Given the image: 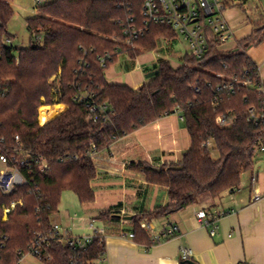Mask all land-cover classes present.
I'll return each mask as SVG.
<instances>
[{"label":"trees","instance_id":"1","mask_svg":"<svg viewBox=\"0 0 264 264\" xmlns=\"http://www.w3.org/2000/svg\"><path fill=\"white\" fill-rule=\"evenodd\" d=\"M143 2L45 0L37 4V14L27 18L29 44L15 47L6 42L13 37L9 23L15 9L12 0H0V136L13 144L19 135L25 146L49 162L48 170L33 175L29 183L10 194L0 192V232L7 236L0 264H17L18 250L28 252L38 234L51 231L64 191H72L81 203L95 199L93 154L167 114L180 113L191 146L180 161L160 170L147 161L130 163L149 183L166 187L170 198L154 212L133 217L137 242L150 244L149 233L141 226L148 217L181 210L205 193L220 196L237 188L242 174L253 169L264 140V118L256 123L246 112L250 106L264 112V92L259 91L264 79L248 50L264 42L262 4L238 3L252 30L237 39L235 48L224 50L220 36L209 30V47L202 57L186 54L178 67L162 61L151 80L135 89L110 82L107 69L122 52L136 58L156 49L162 36H176L166 27L152 25L144 36L128 43L130 27L143 23ZM82 96L87 98L82 101ZM56 99L65 105L64 111L41 124L39 107ZM89 102L106 103L109 116L95 120ZM220 115L230 124L220 126ZM180 165L182 169L174 168ZM12 200L22 204L3 221V204ZM112 216L103 211L98 218L105 223ZM44 251L41 261L46 264H101L104 232L86 248H74L55 237Z\"/></svg>","mask_w":264,"mask_h":264},{"label":"crops","instance_id":"2","mask_svg":"<svg viewBox=\"0 0 264 264\" xmlns=\"http://www.w3.org/2000/svg\"><path fill=\"white\" fill-rule=\"evenodd\" d=\"M16 3L15 6L12 3L14 9L25 14L27 24V18L37 14L36 0H16ZM227 17L232 25L242 22V19ZM243 37L245 35L240 38ZM176 46L178 42L172 47L161 44L163 57L152 64H136L133 60L139 56L132 58L125 64L127 70L122 71L126 77L110 70L116 61L107 69V78L110 82L125 83L137 89L154 76L162 61L170 62L174 55L185 58L187 48L176 50ZM255 61L264 77V61ZM154 66L155 69H149ZM138 69L142 73L132 75ZM61 104L63 112L65 105ZM190 146L191 138L179 112L167 114L120 137L97 154V173L92 180L95 199L81 203L76 194L65 196L52 222L59 224L62 232L68 231L74 236L90 235L104 223L98 218L99 214L111 211L112 218L103 224L106 227V253L101 264H189L181 258L180 248L184 245L192 249V261L198 264H264V197L259 201L252 199L254 173L258 174V186L264 192V171L259 170L257 164L251 170L250 183L240 182L237 188L226 190L217 197L202 194L192 205L143 221L151 223L156 231L176 223L179 226L176 236L158 244L139 243L130 237L134 232V216L152 213L170 202L166 187L149 183L145 173L130 168V163L147 161L155 167L176 163ZM260 158L259 161L264 162V157ZM200 210L223 214L216 235L212 236L209 228L197 219L196 213Z\"/></svg>","mask_w":264,"mask_h":264},{"label":"built area","instance_id":"3","mask_svg":"<svg viewBox=\"0 0 264 264\" xmlns=\"http://www.w3.org/2000/svg\"><path fill=\"white\" fill-rule=\"evenodd\" d=\"M241 0H144L142 7L143 23L141 26L132 25L128 32L131 37L128 43L133 44V38H138L146 34L147 29L152 26H163L174 32L176 36H162L160 40L166 42L181 39L185 42L187 53L191 56L202 57L208 50L209 38L208 31L212 30L220 36L222 43H225L234 36L233 27L227 17V11L231 7H237ZM259 1V0H256ZM45 0H36V4H43ZM11 39H7L9 44ZM163 48L165 46L163 45ZM261 78L264 79L261 67L258 64ZM247 72V71H246ZM55 78V77H54ZM53 78V79H54ZM251 83V81H249ZM264 92V89L260 90ZM87 96H82L84 101ZM90 110L94 113V119L108 117L109 107L106 103L95 104L88 103ZM248 120L258 123L264 118V112H258L255 106H250L246 112ZM39 122L40 120L39 110ZM217 122L220 126L230 124L226 117L218 116ZM234 123V122H233ZM97 154L93 158L97 159ZM258 154L264 157V140L258 148ZM49 168V162L46 156L36 152L23 144L19 135H16L13 144H7L5 138L0 136V192L3 194L12 193L18 186L29 183L33 180L36 173H44ZM252 199L259 201L264 197L258 186L259 176L254 173L252 176ZM22 204V200H12L10 204H3V221L8 220L9 214L17 204ZM223 214L217 211L200 210L196 213L199 222L209 228L212 236L216 235L219 229V220ZM53 223V222H52ZM141 226L149 233L150 242L158 244L177 235L179 226L176 223H170L161 230H154L149 222H142ZM104 232V225L94 229V233L84 236H74L68 231L62 232L60 225L53 223L52 229L48 233H40L29 245L28 252L18 250L21 258L17 264H24L23 260L27 256H34L41 260L45 255V249L50 240L55 237L61 238L67 245L74 248H86L92 241L93 237ZM135 233L131 232L130 237L134 238ZM6 234L0 232V248L5 245ZM181 258L183 261H190L193 257V251L189 246L180 248ZM50 258V257H48ZM74 264V263H72ZM238 264H247L245 262Z\"/></svg>","mask_w":264,"mask_h":264},{"label":"rangeland","instance_id":"4","mask_svg":"<svg viewBox=\"0 0 264 264\" xmlns=\"http://www.w3.org/2000/svg\"><path fill=\"white\" fill-rule=\"evenodd\" d=\"M259 1L264 8V0H259ZM12 3L14 6L17 4L16 0H12ZM227 15L232 20L242 19V22L240 24H238V23L236 25L231 24V27H233V30H234V36L231 39H229L228 41H226L225 43H223L222 47L224 48V50H231V49L236 47L237 38H240L244 35L247 36L251 32L250 29H251L252 25L247 23V21L245 20V11L239 7L229 8V10L227 11ZM9 31L13 35L12 39L9 41V45H14L16 47V46H27L29 44V35L30 34H29V30H28V27L26 24L25 14H23L21 11H19L17 9H15L14 16L12 17V19L9 23ZM175 42H178V46H176V50L177 49H184L185 47L186 48L188 47V45L185 42H183L181 39L172 40L169 42H166L165 40H160L158 43V47L155 50H145L141 55H139V57L137 59H134V60L132 59L133 57H131L127 52L120 53L118 58H117V62L115 63V65L111 66L110 70L112 72L113 71L120 72L123 76L126 77L127 75H125L122 71L127 70V68H125V64L128 61L133 60V62L136 64H138V62L142 63V64H144V63L152 64L154 62H158L159 58L163 57V52L160 49L161 44L171 45V47H172ZM248 52H249V55H251L254 60L256 59L258 61H264V42L261 43L260 45H257L255 47L250 48L248 50ZM183 62H184L183 57L182 58L178 57V55H174V56L170 57V63L174 67H178V66L182 65ZM259 63H261V62H259ZM156 65L158 66V64H156ZM149 69H155V66L150 67ZM140 73H142V70L140 71L138 69L132 75L135 74V76H139ZM108 75L110 76V73H108ZM110 78H112V77L110 76ZM149 80H151V79H149ZM56 103H60V102H58V100L56 99L54 104H56ZM54 104H51V105H54ZM44 105H47V104H44ZM41 106H43V105H41ZM40 107H39V110H40ZM61 107L63 108V105ZM213 145L214 144L212 142L211 143L212 153L214 154V156L217 157L218 151L216 149H213ZM257 157L258 158H257L255 164H257V167L259 168V170L261 169V171L262 170L264 171V162H262L261 160L259 161V159H261L260 154H258ZM251 173H252L251 170L245 171L242 174L241 183L242 182H245V183L249 182L250 183ZM70 195L73 196L74 193L72 191H64L63 196H62V200L65 198V196H70ZM23 263L24 264H46L43 261H41L40 259H38L37 257L30 256V255L25 257V259L23 260ZM98 263H101L100 260L98 261Z\"/></svg>","mask_w":264,"mask_h":264},{"label":"bare ground","instance_id":"5","mask_svg":"<svg viewBox=\"0 0 264 264\" xmlns=\"http://www.w3.org/2000/svg\"><path fill=\"white\" fill-rule=\"evenodd\" d=\"M62 104L56 103L54 105H43L40 107V120L41 122H48L54 115L61 113L62 111ZM44 123V124H45Z\"/></svg>","mask_w":264,"mask_h":264},{"label":"water","instance_id":"6","mask_svg":"<svg viewBox=\"0 0 264 264\" xmlns=\"http://www.w3.org/2000/svg\"><path fill=\"white\" fill-rule=\"evenodd\" d=\"M154 168L157 169V170H160L159 167H154ZM174 168H175V169H182L183 166H182V165H180V166H174ZM129 219H131V216H129ZM189 264H198V263L195 262V261L190 260V261H189Z\"/></svg>","mask_w":264,"mask_h":264}]
</instances>
